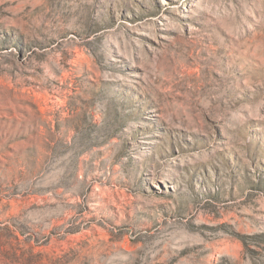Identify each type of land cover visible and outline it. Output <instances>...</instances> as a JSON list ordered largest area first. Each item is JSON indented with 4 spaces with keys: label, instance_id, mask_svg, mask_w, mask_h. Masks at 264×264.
I'll return each mask as SVG.
<instances>
[{
    "label": "rangeland",
    "instance_id": "obj_1",
    "mask_svg": "<svg viewBox=\"0 0 264 264\" xmlns=\"http://www.w3.org/2000/svg\"><path fill=\"white\" fill-rule=\"evenodd\" d=\"M0 264H264V0H0Z\"/></svg>",
    "mask_w": 264,
    "mask_h": 264
},
{
    "label": "bare ground",
    "instance_id": "obj_2",
    "mask_svg": "<svg viewBox=\"0 0 264 264\" xmlns=\"http://www.w3.org/2000/svg\"><path fill=\"white\" fill-rule=\"evenodd\" d=\"M47 263V262H46Z\"/></svg>",
    "mask_w": 264,
    "mask_h": 264
}]
</instances>
